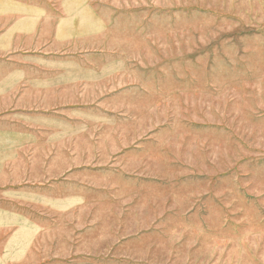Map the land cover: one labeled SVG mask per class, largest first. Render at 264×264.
Here are the masks:
<instances>
[{"label":"rangeland","instance_id":"rangeland-1","mask_svg":"<svg viewBox=\"0 0 264 264\" xmlns=\"http://www.w3.org/2000/svg\"><path fill=\"white\" fill-rule=\"evenodd\" d=\"M0 264H264V0H0Z\"/></svg>","mask_w":264,"mask_h":264}]
</instances>
